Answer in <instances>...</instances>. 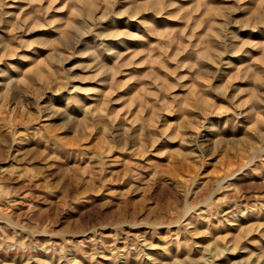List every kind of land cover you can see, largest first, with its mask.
Returning a JSON list of instances; mask_svg holds the SVG:
<instances>
[{
  "label": "rangeland",
  "instance_id": "374dc122",
  "mask_svg": "<svg viewBox=\"0 0 264 264\" xmlns=\"http://www.w3.org/2000/svg\"><path fill=\"white\" fill-rule=\"evenodd\" d=\"M0 264H264V0H0Z\"/></svg>",
  "mask_w": 264,
  "mask_h": 264
}]
</instances>
